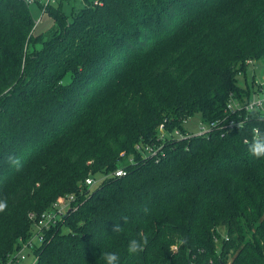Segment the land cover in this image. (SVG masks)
<instances>
[{"label":"trees","instance_id":"obj_1","mask_svg":"<svg viewBox=\"0 0 264 264\" xmlns=\"http://www.w3.org/2000/svg\"><path fill=\"white\" fill-rule=\"evenodd\" d=\"M81 2L70 17L48 6L54 25L34 36L28 5L0 0V263L74 195L34 264H105L107 252L119 264H264V158L246 143L264 114L168 143L158 160L134 148L162 123L218 120L230 96L259 92L238 79L246 61L264 64V0Z\"/></svg>","mask_w":264,"mask_h":264},{"label":"built area","instance_id":"obj_2","mask_svg":"<svg viewBox=\"0 0 264 264\" xmlns=\"http://www.w3.org/2000/svg\"><path fill=\"white\" fill-rule=\"evenodd\" d=\"M26 5L31 3L37 4L41 8V12H45L46 8L50 6L53 0H21ZM246 64L252 65L253 61L248 60ZM241 76V73H239ZM263 81L255 80L253 83L254 89L262 91ZM258 92V93H259ZM256 93L252 95L251 99L248 101H241L234 96H230V99L227 101L226 108L224 110V117L218 120L203 122L200 119L198 123H195V128L191 129L189 126L190 120L189 118L183 121V124L180 128L170 129L165 126L164 123L160 124V126L156 129L154 141L147 143H138L135 145L136 152L141 155V157H148L153 159H160L164 155V146L168 143L175 142L176 140H184V139H192V137H207L212 132H228L233 129L241 128L243 125L246 116L249 113H262L264 114V97H260L259 94ZM251 109V111H250ZM194 117V116H193ZM121 157L123 153L120 154ZM129 162H133V158L129 159ZM113 175L115 177H124L126 172L122 168H117L113 171ZM96 180L88 177L85 179L84 184L87 187H93ZM76 198L74 195H64V197L56 200L50 209L40 215L36 220H34L33 230L31 232V236L26 241L20 243V249L14 253L7 255L5 261L0 264H21L28 259H31V264H34L37 260L36 256L33 254V251L40 247L43 242V234L48 231L50 228L55 227L61 220V218L70 210L76 209ZM34 218L33 215L30 216L32 220ZM173 251L176 250V247L173 246L171 248Z\"/></svg>","mask_w":264,"mask_h":264},{"label":"rangeland","instance_id":"obj_3","mask_svg":"<svg viewBox=\"0 0 264 264\" xmlns=\"http://www.w3.org/2000/svg\"><path fill=\"white\" fill-rule=\"evenodd\" d=\"M44 2V0H43ZM52 7H59L61 8V11H63L64 15L70 17L71 13L73 11H77L82 7L81 0H53V2L50 4ZM29 12H31L34 26H33V35H41L47 32L48 30L52 29L54 22L53 19L50 17V15L45 11L41 12V8L37 4H29L28 5ZM164 50L162 53H165ZM247 73L246 76H239L238 84L244 85V80L246 79V82L249 84L252 80V77H254L255 80L263 81L264 78V64L261 61H255L254 64L248 65L247 67ZM260 97H264V84L262 85V91L258 93ZM199 116L195 115L190 120L189 126L191 129L195 128V123H198ZM92 178V177H91ZM103 176H97L96 181L102 179ZM94 179V178H93ZM95 181V182H96ZM67 229L65 228L63 232L65 233ZM31 259H28L27 261L22 262L21 264H31Z\"/></svg>","mask_w":264,"mask_h":264},{"label":"clouds","instance_id":"obj_4","mask_svg":"<svg viewBox=\"0 0 264 264\" xmlns=\"http://www.w3.org/2000/svg\"><path fill=\"white\" fill-rule=\"evenodd\" d=\"M251 111V109H250ZM252 139L250 142L246 141L248 144V151L254 158H264V132L259 128H252ZM9 163L12 166H15L17 170L20 168V160L18 157L9 156ZM8 203L7 200L0 199V213H3L7 210ZM122 230L120 225H115L113 232H120ZM148 243L147 236H141L140 239H131L128 242L127 251L129 254H137L144 250V247ZM102 259L105 261V264H119V256L115 252H107L102 255Z\"/></svg>","mask_w":264,"mask_h":264}]
</instances>
